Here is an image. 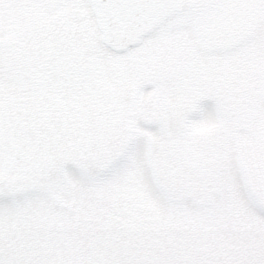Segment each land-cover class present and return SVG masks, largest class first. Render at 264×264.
Instances as JSON below:
<instances>
[{
    "label": "rangeland",
    "instance_id": "obj_1",
    "mask_svg": "<svg viewBox=\"0 0 264 264\" xmlns=\"http://www.w3.org/2000/svg\"><path fill=\"white\" fill-rule=\"evenodd\" d=\"M181 4L0 0V264H264V0Z\"/></svg>",
    "mask_w": 264,
    "mask_h": 264
},
{
    "label": "water",
    "instance_id": "obj_2",
    "mask_svg": "<svg viewBox=\"0 0 264 264\" xmlns=\"http://www.w3.org/2000/svg\"><path fill=\"white\" fill-rule=\"evenodd\" d=\"M101 42L115 53L139 46L181 10V0H88Z\"/></svg>",
    "mask_w": 264,
    "mask_h": 264
},
{
    "label": "trees",
    "instance_id": "obj_3",
    "mask_svg": "<svg viewBox=\"0 0 264 264\" xmlns=\"http://www.w3.org/2000/svg\"><path fill=\"white\" fill-rule=\"evenodd\" d=\"M109 50V49H108Z\"/></svg>",
    "mask_w": 264,
    "mask_h": 264
}]
</instances>
